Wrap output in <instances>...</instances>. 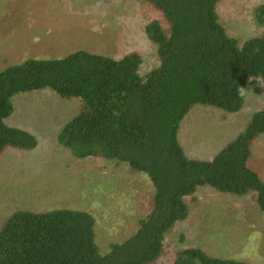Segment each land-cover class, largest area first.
<instances>
[{
  "label": "trees",
  "instance_id": "1",
  "mask_svg": "<svg viewBox=\"0 0 264 264\" xmlns=\"http://www.w3.org/2000/svg\"><path fill=\"white\" fill-rule=\"evenodd\" d=\"M163 15L146 33L157 47L159 66L146 76L143 58L77 51L63 58L27 59L0 71V158L8 149L33 151L37 138L7 120L19 94L54 91L80 100L81 112L61 130L58 142L79 160L101 159L147 173L153 209L137 233L102 254L96 220L89 212L20 211L0 233V264H153L168 235L190 217L188 199L204 187L251 197L264 215V179L250 164L253 145L264 136V107L244 132L211 160L187 156L182 123L197 105L240 112L252 83H264V33L240 43L221 24L222 0H143ZM257 18L264 26V6ZM261 93V90H257ZM175 264H255L217 258L195 247L177 253ZM264 264V263H263Z\"/></svg>",
  "mask_w": 264,
  "mask_h": 264
},
{
  "label": "rangeland",
  "instance_id": "2",
  "mask_svg": "<svg viewBox=\"0 0 264 264\" xmlns=\"http://www.w3.org/2000/svg\"><path fill=\"white\" fill-rule=\"evenodd\" d=\"M261 6L264 0H222L220 22L240 43L259 37ZM155 20L168 27L161 12L143 0H0V71L81 50L114 58L139 53L146 76L159 66L157 47L146 33ZM246 95L235 114L206 105L191 110L179 136L189 158L211 160L244 132L264 107V83H252ZM13 103L7 125L30 132L39 145L33 151L8 149L0 158V233L20 211L70 209L94 216L104 255L134 236L153 209L150 176L127 164L79 160L59 144V133L83 108L80 100L42 90L19 94ZM250 164L264 179V136L254 143ZM188 204L190 217L175 226L153 264H175L177 253L195 247L217 258L264 263V215L253 198L204 187Z\"/></svg>",
  "mask_w": 264,
  "mask_h": 264
},
{
  "label": "clouds",
  "instance_id": "3",
  "mask_svg": "<svg viewBox=\"0 0 264 264\" xmlns=\"http://www.w3.org/2000/svg\"><path fill=\"white\" fill-rule=\"evenodd\" d=\"M237 91L238 95L241 97H244L248 93V90H246L244 87H239Z\"/></svg>",
  "mask_w": 264,
  "mask_h": 264
}]
</instances>
